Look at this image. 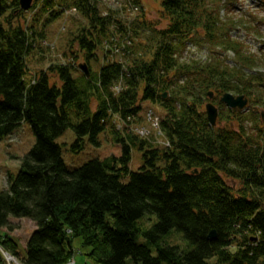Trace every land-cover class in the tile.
Wrapping results in <instances>:
<instances>
[{
  "label": "trees",
  "instance_id": "obj_1",
  "mask_svg": "<svg viewBox=\"0 0 264 264\" xmlns=\"http://www.w3.org/2000/svg\"><path fill=\"white\" fill-rule=\"evenodd\" d=\"M42 2L49 21L72 8L83 14L88 23L73 35L78 51L72 54L83 57L91 75L73 62L51 67L57 82L47 73L29 82L27 58L43 35L13 27L25 13L20 0H0V142L23 122L35 136L19 173L0 191V246L20 257L18 245L1 235L16 218L36 225L23 264H67L77 239L96 264H264L262 113L223 111L219 102L213 127L203 109L210 91L215 99L235 93L264 105L261 74L247 72L255 59L231 40L235 22L221 13V0H161L157 22L141 12L130 23L103 17L98 0ZM190 38L234 52L241 66L181 61ZM105 43L109 60L94 73L91 62L100 60ZM146 102L166 110L159 124L168 146L130 132ZM117 121L129 127L120 132ZM68 129L76 153L86 139L99 146L109 131L122 156L71 169L58 143ZM134 149L143 157L137 172L130 170ZM214 230L217 237L209 240Z\"/></svg>",
  "mask_w": 264,
  "mask_h": 264
},
{
  "label": "rangeland",
  "instance_id": "obj_2",
  "mask_svg": "<svg viewBox=\"0 0 264 264\" xmlns=\"http://www.w3.org/2000/svg\"><path fill=\"white\" fill-rule=\"evenodd\" d=\"M60 2V0H57ZM142 5H136L132 0H98L99 10L103 17L116 16L121 21L130 23L136 21L141 12L146 16V19L152 22H157L160 15L161 0H141ZM222 14L228 20L235 22L234 28L230 30L229 36L232 41L239 44L238 50L241 53L251 55L255 59V64L251 69H247L248 73L261 74V81L264 83V26L259 22L264 19V1L260 0H221ZM48 7L42 0H35L34 5L30 11L24 13L21 19H13V27L23 25L25 29L33 28L37 30L38 34H42L43 38L36 41V46L31 55L27 58V71L29 82H34L35 77L42 73H47L51 81H58L55 74L50 70L52 66L58 64H76L84 63L83 57L74 58L72 52L78 51L77 44L72 42L73 35L77 32L79 27L86 25L88 22L83 14L77 9L72 8L64 10V13L55 20L49 21ZM43 9L47 12L43 13ZM58 7L54 6L56 11ZM8 28V25L6 26ZM159 28H163L158 26ZM165 27V26H164ZM112 31H116L112 25ZM138 41L141 39V29ZM112 33V32H111ZM228 34L223 32V34ZM148 35H151L147 31ZM137 41V40H136ZM137 41V42H138ZM104 49L98 52L99 61L91 62V70L94 73L99 72L103 63H105L108 44L105 43ZM80 54V53H79ZM181 61L193 62L194 60L206 63L208 61L223 60L229 67L241 66L237 55L234 52L223 50L219 44H212L206 41H194L190 38L185 42L184 50L179 52ZM81 55V54H80ZM111 58L113 59L114 56ZM110 59V60H112ZM76 60V61H75ZM80 73H82L80 71ZM257 84V83H256ZM256 87V86H255ZM168 97L170 93L166 92ZM233 95H241L235 94ZM258 95V93H255ZM164 95V94H163ZM255 95V96H256ZM221 94L213 100V103L218 106ZM249 104L246 110L242 111L244 114H251L255 109L258 113L264 114V105L256 103L254 98L249 97ZM204 102L203 109L205 111ZM223 111H228L226 105L220 106ZM219 108V106H218ZM251 109V110H250ZM166 110L158 103L146 102L143 105V110L140 117L136 120V124L130 125V132L139 138L147 139L155 142V145L160 147L168 146L169 142L160 131V121L166 115ZM118 124V125H117ZM117 130L123 132L126 127L125 124L117 121ZM222 125V124H221ZM248 128L254 126V123L246 122ZM261 128H264V120L261 123ZM129 130V129H128ZM145 134V135H143ZM76 135L72 129H68L59 139L58 143L62 146L63 158L68 167L71 169L79 168L91 160H106L111 157L119 158L122 156V146L115 142L114 136L108 131L100 135V145L95 146L87 139L82 151L76 153L73 150ZM35 143V136L33 134L31 125L28 122H23L20 127L12 134L4 138L0 142V191L8 188L10 176H16L22 164V159L31 150ZM132 163L130 170L137 172L143 165L142 153L137 149L133 150ZM149 220L145 221V225H150ZM10 223L12 230L3 229L1 235L3 238H11L19 248L20 257L17 258L6 252L0 246V258L2 264H23L21 258L26 256L27 242L36 230V225L29 219L11 218ZM140 242H145L143 238ZM173 242L182 244L179 236H173ZM89 250L83 246L81 239H77L73 243V257L67 264H96L88 256ZM128 264H133L131 260Z\"/></svg>",
  "mask_w": 264,
  "mask_h": 264
},
{
  "label": "water",
  "instance_id": "obj_3",
  "mask_svg": "<svg viewBox=\"0 0 264 264\" xmlns=\"http://www.w3.org/2000/svg\"><path fill=\"white\" fill-rule=\"evenodd\" d=\"M33 3H34V0H20L21 9L24 11H29L31 7L33 6ZM79 68L86 75L87 78L90 77L91 74H90L89 66L87 64H80ZM208 96H209V99H212L214 97V93L209 92ZM166 97H167V94H164V98ZM221 102L226 104L231 109L244 110L249 103V99L246 98L244 95H239L236 97L232 93H226L221 98ZM205 108H206V113H207L209 124L215 127L217 125V121L219 117V109L212 102H209L208 104H206ZM263 117H264V114H263ZM216 237H217V233L214 230L210 233L208 238L209 240H214Z\"/></svg>",
  "mask_w": 264,
  "mask_h": 264
},
{
  "label": "built area",
  "instance_id": "obj_4",
  "mask_svg": "<svg viewBox=\"0 0 264 264\" xmlns=\"http://www.w3.org/2000/svg\"><path fill=\"white\" fill-rule=\"evenodd\" d=\"M143 135H145V134H143Z\"/></svg>",
  "mask_w": 264,
  "mask_h": 264
}]
</instances>
